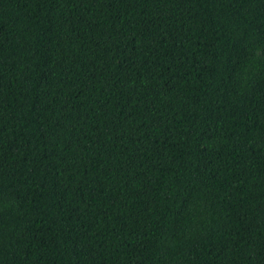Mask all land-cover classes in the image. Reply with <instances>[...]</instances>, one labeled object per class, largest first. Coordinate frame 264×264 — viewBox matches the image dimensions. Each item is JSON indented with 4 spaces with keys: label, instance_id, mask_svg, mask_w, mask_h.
I'll list each match as a JSON object with an SVG mask.
<instances>
[{
    "label": "trees",
    "instance_id": "trees-1",
    "mask_svg": "<svg viewBox=\"0 0 264 264\" xmlns=\"http://www.w3.org/2000/svg\"><path fill=\"white\" fill-rule=\"evenodd\" d=\"M0 264H264V0H0Z\"/></svg>",
    "mask_w": 264,
    "mask_h": 264
}]
</instances>
